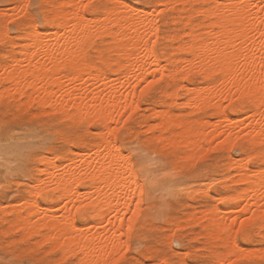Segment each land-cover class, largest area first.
I'll use <instances>...</instances> for the list:
<instances>
[{
    "label": "bare ground",
    "instance_id": "6f19581e",
    "mask_svg": "<svg viewBox=\"0 0 264 264\" xmlns=\"http://www.w3.org/2000/svg\"><path fill=\"white\" fill-rule=\"evenodd\" d=\"M61 1L57 0V4L49 3L50 8L44 14L48 19L56 20L60 27L50 25L51 31L43 33L47 39L40 42L29 41L26 38L28 33H25L23 37L25 43L22 42L23 45L20 43L21 49L19 52L21 57H13L5 65H0L2 66V68L0 67L1 70H3V72L1 71L2 74L0 73V89L3 88L2 90H4L6 87L5 85L1 88L2 84H9V87L7 86L5 89L8 88L9 92L14 90L13 94L26 97L29 104L35 102L39 106L49 107L54 110L52 112L58 111L68 118H78V121L82 119H90L92 122L103 121L107 130L106 132L103 131L106 136H103L104 133L102 136L107 137V139L92 144L89 143V152L77 156L68 155L66 159L68 163L65 162L66 164L61 161L59 163L55 160L50 161L54 156L52 158L47 156L50 159L41 160L40 172L43 177L37 178L35 184L28 191L26 190L28 196L21 200L24 205L21 204L20 208L13 209L11 215H13V221H15L11 222L12 224L9 222V225L10 228L25 230V232L32 235L37 232L41 233L42 238L45 240L44 243L46 241L52 243V246L56 249H61V253L65 257L69 254L79 255L80 264L81 262L82 264H105L108 255L110 253L114 255L119 245L125 243L123 238L113 234L117 233L121 227L127 233L129 220L131 219L134 223L139 215L140 208H137L133 203V199L140 200L139 193L137 192L135 197L129 195V193L135 191L138 186L143 188L137 183L135 169H132L131 164L127 162V154L124 155L118 146L115 132L117 127L109 129L108 124L112 122L123 123V117L127 118V115H129L127 113H125L126 116L123 115L124 112L134 111L136 108L134 104L137 102L135 98L139 94L137 93L138 89L141 90L143 87L142 83H146L143 87L144 90L150 84L152 85L155 78L168 76L170 79L175 80L180 72L182 73L180 76L186 77L188 73L193 71L201 72L206 80L213 78L216 74H221V78L215 84L210 83L206 86L201 84L202 87L184 86L186 88V92H184V94L186 93L185 104L188 105L183 104L188 107L190 105L192 111L194 109L200 111L204 106L207 107L206 109H208V106H211V108L214 106L213 108L218 113L222 112L224 109L220 108L222 106L219 103L220 96L224 94L226 96L232 95V89H235V93H239L242 97L244 95L251 101L253 107V114H251L253 116L264 117V109L261 111L264 108V70L261 67L264 65V37L260 35L261 32H264V24L261 23V19H264V13L258 10H250V0H202L204 5H216V7L205 8L202 5L198 9V6V13L201 15L198 22H194L190 17L186 18L189 26L187 32H183L189 39L185 40L184 35H180L183 34L181 32L169 36L178 42V45L176 44V48L172 51L187 52L191 54V58L184 57L182 64L178 63V57L166 58L167 62L173 65V67L168 68L167 65L162 64V57L156 51V48L144 43L145 39L156 31V25L152 22L144 20L142 17L129 18L126 13L118 9L108 10L94 19L93 17L88 18L84 10L79 7L84 0ZM115 2L116 0H105L104 4ZM184 10L185 8H183ZM187 14L189 15V13ZM7 33L1 34L2 39L8 38L4 37ZM102 35L109 36L111 42L105 48L108 54H105L104 50H97V59L100 64L97 65L94 60L90 59L89 50L95 36ZM17 36L19 37V35ZM94 41L96 42L95 39ZM10 44L12 45V43ZM114 76L117 77L114 78ZM181 85H178V87H181ZM222 88L226 91L223 92ZM2 90H0V95ZM82 90L86 93L81 94ZM102 91H106L104 96ZM13 94L10 93L12 97ZM239 94L234 95V98L235 96L238 98ZM5 96L7 97L8 93ZM167 96L175 102L177 91L174 89ZM29 104L26 103L27 106ZM169 104L171 105V102ZM178 105L180 106V104ZM184 105L181 104V106ZM51 109L50 113H52ZM156 110L155 113L162 118V123H158L156 126L159 127L160 124L161 128L163 126L162 129L167 130L166 126L169 127V125L174 124L176 128H180L175 134L172 133L173 136H153L155 139L156 136L159 137V141L161 140V143H163L162 147H164V143H166L165 146H168L174 142L179 147L182 146L186 149H199V147H203L201 145L203 141L209 142L217 137L215 133L202 136L198 132L197 127L206 123L207 120L206 122L197 120L200 123L197 122L198 124L192 125L191 122L187 125V122L180 118L173 119L174 117L167 109H163L164 111L159 109L161 112H156ZM256 120L252 122L251 126L249 125L245 137L248 143L253 146H264V122L260 124V121L257 122L258 120ZM210 122L212 123V121ZM154 125H152V128H155ZM158 127L157 129H159ZM149 128L152 129L151 126ZM214 130L217 131L216 128ZM238 136L240 137V135L234 136V134L229 133L219 143V147L220 145L231 147L235 144ZM167 141L170 143L167 144ZM174 144L171 146L174 147ZM258 152L259 154H255L259 155L260 163H262L264 162V147L259 149ZM197 154L200 157L204 153L202 151V154L200 152ZM188 156L186 155L187 158ZM42 157L44 158V156ZM191 157L190 155L189 158ZM251 157H253V154ZM240 162V160L239 163L234 160L230 162L229 167L240 172L238 181L245 183V187H242L240 191L230 197L228 196V199L224 201L240 203V208L244 210L241 211L243 212L241 214L246 213L248 215V213H251V217L248 216V218L264 217V168L250 169V167L248 169L246 164H240ZM232 176H229V178ZM208 186L209 184H207ZM195 188L193 189L195 190ZM198 188L199 192L204 189L200 191L201 187ZM172 190L174 192L173 188ZM49 192L55 194L57 200L62 203V213L59 216H55L53 213L54 209L52 207L54 206L43 208L37 201L38 196H44ZM204 193L206 194L207 191ZM243 202L245 203L242 205ZM3 206H0V210ZM130 209L135 211L137 216L132 217ZM207 209L204 210L206 212H202L204 214V216L202 215V220H204L202 224H204L203 227L208 240H211V242L219 241L220 243H216L221 244L224 249L211 248L209 251H211L210 255H213V259L206 264H224L226 258L236 251L233 242L237 240V230L241 229V224L239 223L236 230H233V225L240 213H237L239 210L229 211L225 207L217 205L214 208ZM88 212L97 222L90 224V228L89 226H87L88 228L85 227L86 229L80 226L83 228L81 229L77 226L76 216L83 217ZM128 214H130L129 218H127ZM197 219L194 220L197 222ZM251 219L249 220L252 221ZM3 221L4 219L1 222ZM100 224L105 225H101L103 230ZM246 224V222H243L244 231ZM3 234L5 235V233ZM26 236L27 234L22 237L25 239ZM199 236H201V233ZM22 237L20 238L21 241ZM114 243L117 245L116 249L113 248ZM39 244L41 243L39 242ZM212 245L215 246V244ZM251 250L254 251V249ZM260 250V253L262 252L261 254L264 255V249L261 248ZM261 256H258V258Z\"/></svg>",
    "mask_w": 264,
    "mask_h": 264
},
{
    "label": "rangeland",
    "instance_id": "374dc122",
    "mask_svg": "<svg viewBox=\"0 0 264 264\" xmlns=\"http://www.w3.org/2000/svg\"><path fill=\"white\" fill-rule=\"evenodd\" d=\"M20 2L21 0H0V13L7 11L9 14H11L13 11L17 10L15 5ZM84 2L87 3V0H84L83 3ZM94 2L104 4L105 0ZM157 2L158 5L162 6L163 11H158L156 14L158 16H156V20H158L156 27L159 28V39L156 40L155 48L162 57V64L167 65L168 68H171L173 65L167 62L168 60L166 58H170L172 56L178 57V63L182 64V60L185 59L184 57L188 58L191 56V54L187 52H173L172 50L176 48L178 42L176 39H171L170 37L173 33L180 34L181 32L183 34L180 35H184L185 32L183 31L188 30L187 28L189 26L187 24L188 19L186 20L187 17H190V19L194 22H198L200 20L201 15L198 13V9L204 5V1L157 0ZM40 3L44 5L43 8L45 9L42 8L41 11L43 14H45L47 9L50 8L49 3L57 4V0H41ZM183 8H185L184 11ZM187 13H189V15ZM86 14L88 18L93 17V19L101 15L91 12ZM49 31H51V29L48 27V32ZM5 33L8 35L6 34L3 36L8 38H3V40L1 34ZM25 33V25L20 20H17L15 22L14 28L11 31H8L2 16H0V39L4 42V44H0V49H3L6 43L7 47L12 50L10 60L13 57H21L19 51L21 49V44L23 45V43H25L23 38ZM17 35H19V37ZM98 37L95 36L94 38L96 42L94 39L92 40V47L89 50V55L90 59L94 60L97 65H100L97 59V50H104L103 52L108 54L105 48H107V45H110L111 41H109V36L102 35ZM183 38L185 40L189 39L188 36L185 35ZM10 43H12L14 46H12ZM94 47L96 48L94 49ZM170 52H172V54H170ZM1 64L5 65L6 62L0 60V65ZM0 67L2 68V66ZM1 68L0 73L2 74L3 70H1ZM180 75H182L181 72L178 74L179 78L177 76L175 80L170 79L168 76L163 78H159L157 76L158 78H155V81L152 83V85L150 84L148 87L144 88V90L143 87L146 83H142L143 87L141 86V90L138 89L137 92L139 93L136 96L138 99L135 98V101L137 100V102L134 104L136 107L134 111L124 112L123 115L126 116L125 113L129 115H127V118H121L123 122L120 123L122 124L121 126L119 123L114 122L108 124L109 129L117 127L115 130L117 142L124 155H128V148L126 145L136 144L137 142L139 144V148L148 154V156L145 158L144 169L141 170L139 166L135 169L137 183L143 186L145 189V196L139 206V215L133 223V239L128 241L126 235L123 237V241H125V243H127L131 249V251L128 253V256L136 255L135 249L139 247L143 252L150 253L153 260L159 257L160 261L161 259L162 261H184L186 264H206L210 262L213 259V255H210L211 251L209 250H211L213 247L218 250H223L224 247L222 248V245L218 244L220 243L219 241L211 242V240H208L203 227L204 224H202L204 223V220H202L204 214L202 212L206 210V208H214L217 205L225 207L229 211L233 210L235 212L236 210H239L237 213L240 214H238L239 216L236 217L238 219L233 225V230H236L239 226V223L241 224L242 220H244L243 222L247 223L245 232L252 231L251 239L240 241V246H243L246 251H250L252 254L250 260L246 261L245 264H264V261L261 260V257L258 258V256L262 255V252L260 253V249L262 248L261 242L264 241V222H262V218L264 217H255L256 219L248 218L251 213H248V215L246 213L241 214L243 212H241V206H239L240 203L224 201L228 199V196L230 197L231 195L240 191L242 187H245V183L238 181L240 179V172L235 168L229 167L230 162L237 160L239 163L240 160V164H246L248 169L250 167V169L264 168V163H260L261 161L258 155L259 149H263L264 146H253L248 143L245 137V133L246 131L248 132V128L251 126L252 122H254L258 117V121H256H260L261 124L264 122V117L262 116L263 119H261L262 117L259 118L258 115L257 117L255 115L253 116V107L251 101L248 99V97L244 95L242 97L239 93H235V89H232V95L226 96L224 94L220 96L219 103L222 105L220 108L224 109L222 112L218 113L216 109L213 108L214 106L211 108V106L208 105V109H206L207 107L204 106L200 111L198 109H194V112L192 111L190 105V108L185 106L188 104H185L186 93L184 94V92H186V88L184 86L187 85V87H202L210 83L215 84L221 78V74H216L213 78L208 80L204 79L202 73L198 71L190 72L186 77ZM116 77L117 76H114V78ZM5 85L7 87L9 84L7 85L4 83L1 85V88L5 87ZM178 85H181L183 90L181 87H178ZM5 88L4 90H2L3 88L0 89L2 90L0 95V126L5 124L12 126L17 135L14 137L13 145L7 150L0 147V206L4 205L0 210V260H4L5 257H18L31 259L33 264H56V262L51 261L47 254L43 251L44 248H48L49 251H51L54 246H52L53 244L49 243L48 241L44 243L45 240L42 238L41 233L37 232L33 233L32 235L31 233L25 232V230H16L15 228H10L9 222L12 224L15 221H13L14 217L11 215V212L13 209H18V207L20 208L21 204L22 206L24 205L23 201L21 200L28 196L27 191L32 185L35 184V180H37V178L43 177V174L40 172L42 167L41 160H44L45 158L50 159L49 157L52 158L54 156L53 159H50V161L55 160L57 163L60 161L63 163H68V161H66L68 155L77 156L79 154L89 152L90 149L88 146L90 144L107 139V137H103L106 136L103 131L106 132L107 129L105 128L103 121L92 122L90 119H82L79 120V123L78 118H68L58 111L52 112L54 110L49 107L39 106L35 102H30V105L29 102H27L26 97H20L18 94H13L14 90L9 92L7 90L8 88ZM174 89L177 91V98L175 102L169 96H167L168 93L172 92ZM222 91L225 92L226 90L222 88ZM7 93L8 96L6 97L5 94ZM10 93L13 94V97L10 95ZM84 93H86V91L82 90L81 94ZM105 94L106 91H102V95L104 96ZM236 94H239L240 96L238 95L237 98ZM234 95H236L235 98ZM230 98L234 100H231ZM25 102L29 104V106H27ZM170 102L171 105L169 104ZM173 102L175 103L174 105ZM178 104H180V106ZM181 104L184 106H181ZM50 109L52 113H50ZM159 109L162 111L167 109L172 117H174L173 119L177 120L180 118L186 121L187 125L191 124V122L192 125H196L200 123L198 121L204 120L206 122L207 120V124L204 123L197 127L198 132H200V135L202 136L215 133L217 137L209 142L206 140L203 141L201 144L203 147H199V149H186L182 146L179 147V145H177V143L174 144V142L168 146H165L166 143H164V148L162 147V141H159L160 135H165L167 137L171 135L173 136L177 131L180 130V128H176V126L172 124V126H166L167 130H165V128L162 129L163 126L162 128L160 127L162 118L158 116L157 113H155V110L158 112ZM263 109L264 108H262L261 111ZM161 110L159 112H161ZM182 112L184 113L182 114ZM223 112H225L224 115ZM62 117L67 118L64 119ZM187 120L191 121L189 122ZM210 121H212V123ZM158 123H160L159 127L156 126ZM208 124L210 125L208 126ZM152 125H154L155 128H152ZM150 126L152 129L149 128ZM157 127L159 129H157ZM214 127L217 129V131L214 130ZM160 129L162 133L160 132ZM103 133L105 135L102 136ZM229 133L234 134V136L240 135V137L238 136L235 144H233L231 147L227 145H220L219 147V143ZM155 135H158L159 137L156 136V139L153 138ZM169 141H167V144L170 143ZM172 144L175 145V148L171 146ZM202 151L204 154H202ZM198 152L202 154L200 157L198 156L199 154H197ZM252 154L253 157H251ZM186 155H191L192 157L189 158L188 156L187 158ZM193 155L196 156L194 157ZM42 156H44V158ZM47 156L49 157L47 158ZM245 161L246 163H244ZM229 176L232 177L229 178ZM210 181L215 182H212V184ZM207 184H209L208 187ZM150 185L153 187L152 189ZM198 187H201L200 191L204 188L203 191L199 192L197 190ZM172 188L174 189V192ZM193 188H195L197 191L195 192ZM204 190L207 191L206 194L204 193ZM224 195L225 197H223ZM37 201L43 208L54 206L52 208L54 209L53 213L55 216H59L62 213V203L59 202L56 195L51 192L44 196H38ZM244 203L245 202H243L242 205ZM129 217L130 214H128L127 218ZM195 218L197 219L198 223L196 220H194ZM3 219L4 221L1 222ZM96 222L97 220L93 219V216L90 212L85 214L83 217L76 216V223L79 227L83 226V228H88L87 226H89L90 228V224H94ZM104 224L106 225L105 222ZM104 224H100L101 229L103 228L102 226H105ZM3 233H5V235ZM200 233L201 236H199ZM25 234H27L26 238L30 235L31 236L27 239H24L23 237ZM21 237L22 241L20 240ZM236 239L239 238L237 237ZM39 242L41 244H39ZM211 243L215 244V246ZM49 245L52 248L49 247ZM250 248L254 249L255 252ZM61 256L62 259L66 260H72L79 257V255L75 254L66 255L67 257H65L64 254ZM230 256H228L226 259L228 260ZM77 264H80V257L77 259Z\"/></svg>",
    "mask_w": 264,
    "mask_h": 264
},
{
    "label": "snow or ice",
    "instance_id": "6c2138e0",
    "mask_svg": "<svg viewBox=\"0 0 264 264\" xmlns=\"http://www.w3.org/2000/svg\"><path fill=\"white\" fill-rule=\"evenodd\" d=\"M251 9L258 10L259 12L264 13V0H250ZM44 7L40 0H21L20 3L15 5L16 11H13L9 14L7 11L0 13L3 21L7 27L8 31H11L17 20H20L25 25V31L28 33L27 39L29 41L40 42L47 37L43 35L48 31V27L55 26L60 27L58 22L54 19H48L41 11ZM80 8L84 10L85 13H97L103 14L108 10H120L126 13L129 18H139L142 17L144 20L152 22L154 25L158 24L156 20V14L158 11L162 12V6L158 5L157 0H116L115 3L100 4L95 3L94 0H87V3H82L79 5ZM205 8H215L216 5H203ZM261 23L264 24V19H261ZM159 28L156 27V31L152 35L148 36L145 39L144 43L155 47L156 40L158 37ZM261 37H264V32L260 33ZM0 44H4L3 41H0ZM11 49L5 44L3 49H0V60L9 62L11 58ZM264 70V65L261 66ZM17 133L14 128L8 124L0 126V147L7 150L14 143V137ZM128 155L126 157L127 162L131 164L132 169H136L138 166L141 170L145 167V158L148 156L146 152L139 148L138 142L136 144H127ZM264 163V162H262ZM139 193L140 200L133 199V203L138 208L140 203L143 201L145 196V189L137 187L135 191L130 192L129 195L135 197L136 193ZM131 211V209H130ZM241 211H244L241 209ZM132 217L137 216L135 211H131ZM264 222V218H262ZM133 221L130 219L127 227V233H125L123 227L113 235H119L121 238L127 236V240L131 241L133 239ZM237 239L233 242V247L236 248V251L231 255V257L224 262V264H245L246 261L250 260L251 253L245 251L243 246H240L241 240H249L252 237V231L245 232L244 225L241 222V229L237 230ZM51 247V246H49ZM261 247L264 248V241L261 242ZM113 248L116 249L117 245L114 243ZM44 253L47 254L51 261H55L56 264H77L76 259L66 260L61 258V249L52 248L49 251L48 248L43 249ZM131 251L127 243H122L119 245L118 250L115 254H109L108 259L105 261V264H185L184 261H160L159 257L155 260L151 258V254L143 252L141 248L137 247L135 249L136 255L128 256V253ZM187 255V253H186ZM261 260L264 261V255L261 256ZM0 264H33V261L28 258H18V257H5L4 260H0ZM82 264V262H81Z\"/></svg>",
    "mask_w": 264,
    "mask_h": 264
}]
</instances>
